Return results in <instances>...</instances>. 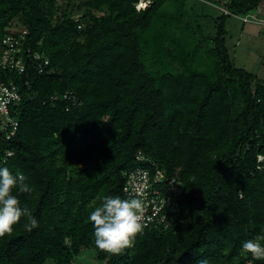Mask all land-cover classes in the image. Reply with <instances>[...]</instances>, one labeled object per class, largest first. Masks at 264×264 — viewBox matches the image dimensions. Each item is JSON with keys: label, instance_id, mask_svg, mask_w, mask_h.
<instances>
[{"label": "trees", "instance_id": "16d2710c", "mask_svg": "<svg viewBox=\"0 0 264 264\" xmlns=\"http://www.w3.org/2000/svg\"><path fill=\"white\" fill-rule=\"evenodd\" d=\"M187 1L0 0V54L7 35L28 31L26 73H7L22 99L0 165L34 186L19 199L38 220L31 233L22 218L0 238V264H80L83 249L96 264L249 261L242 242L264 235V83L234 66L225 22L254 14L260 0ZM28 48L48 60L43 74ZM138 152L182 185L165 211L171 227L102 252L87 215L97 197L123 198V172L143 165Z\"/></svg>", "mask_w": 264, "mask_h": 264}, {"label": "built area", "instance_id": "2783aa9c", "mask_svg": "<svg viewBox=\"0 0 264 264\" xmlns=\"http://www.w3.org/2000/svg\"><path fill=\"white\" fill-rule=\"evenodd\" d=\"M146 2L149 3V1ZM140 5L141 2L135 5L137 11H141L139 9ZM261 6H264V0H260L258 7ZM220 10L224 15H229L227 11ZM233 17L238 18L243 24L260 23L254 14ZM77 20L78 17H74V21L77 22ZM77 28L80 30L81 25H78ZM27 35L28 31L26 29L19 28L15 34L7 35L2 42L4 47L0 54V140L4 142L9 141L16 134L18 121L13 110L20 104L22 99L19 87L7 76V73L15 72L18 75L26 73L25 61L21 53ZM26 53L28 55L31 53L29 48ZM31 54L35 64L34 67L38 73L43 74L49 66L48 60L41 54ZM52 99L56 101L58 97L54 96ZM62 99L72 103L76 102L75 95L68 92L63 95ZM9 153L11 152L7 151L5 153L3 163L12 156V153L11 155ZM258 158L262 159V157ZM136 162L143 165L123 172L125 181L123 198L140 197L143 199L145 206L142 220L144 224L143 231L168 230L171 227V222L165 211L171 198L182 193V185L174 178H167L164 170L156 167L141 152L136 154ZM245 264H249V261Z\"/></svg>", "mask_w": 264, "mask_h": 264}, {"label": "clouds", "instance_id": "9594fccd", "mask_svg": "<svg viewBox=\"0 0 264 264\" xmlns=\"http://www.w3.org/2000/svg\"><path fill=\"white\" fill-rule=\"evenodd\" d=\"M11 155V153H9ZM35 188L20 172H12L0 165V238L10 235L14 226L25 222L23 229L31 233L38 227V220L28 207H22L20 194L31 195ZM99 201L87 215L91 225L95 248L109 254H119L134 245L144 229V201L140 197L121 198L118 195L97 197ZM241 254L250 257L249 264L264 261V235L247 239L241 244ZM199 264H208L203 259Z\"/></svg>", "mask_w": 264, "mask_h": 264}, {"label": "crops", "instance_id": "0c3cea01", "mask_svg": "<svg viewBox=\"0 0 264 264\" xmlns=\"http://www.w3.org/2000/svg\"><path fill=\"white\" fill-rule=\"evenodd\" d=\"M254 15L260 23L243 24L238 18L232 16L237 19L240 27L236 28L237 37L231 46V50L228 49L227 43L226 47L236 68L252 76L257 75V73L264 76V6L258 7ZM227 25L231 29H233V26H237L235 22ZM253 70L258 72L253 73ZM262 80L260 81L264 83V80Z\"/></svg>", "mask_w": 264, "mask_h": 264}, {"label": "rangeland", "instance_id": "374dc122", "mask_svg": "<svg viewBox=\"0 0 264 264\" xmlns=\"http://www.w3.org/2000/svg\"><path fill=\"white\" fill-rule=\"evenodd\" d=\"M59 3H61V2H59ZM187 3L191 5L193 3V1L192 0H188ZM77 7H80V9H78ZM198 10L207 12L211 16H218V15H220V13L224 14L220 9H216L214 7H209V6H203V5H199L198 6ZM73 12H74V14H77L76 17L84 15L85 10H84V8L81 7L80 1H76L74 3ZM233 22H235L237 24V26L236 25L233 26L234 30L231 29L230 27L228 28V25H227V24H229V23L231 24ZM225 24H226V31H227L226 43H227L228 49L231 50V46L235 42V38L237 37L236 28L237 27L239 28L240 24L238 23L237 19H234L233 17L227 18ZM12 26L15 27V28L19 27V21L18 20H14L13 23H12ZM206 27H207L206 34H211L212 30H211V25H210L209 22H206ZM16 29H18V28H16ZM255 72H258V71L253 70V73H255ZM254 76L257 77L260 80L261 79L264 80V76L260 75L259 73H257V75H254ZM262 159L258 158V161H262ZM76 262L80 263V264H96L95 252H93L91 249H86V250L83 249L81 251V253L79 254V256L76 257Z\"/></svg>", "mask_w": 264, "mask_h": 264}, {"label": "bare ground", "instance_id": "6f19581e", "mask_svg": "<svg viewBox=\"0 0 264 264\" xmlns=\"http://www.w3.org/2000/svg\"><path fill=\"white\" fill-rule=\"evenodd\" d=\"M148 5H149V3H147V2H145V3L141 2V5L139 6V9L141 11L146 10Z\"/></svg>", "mask_w": 264, "mask_h": 264}]
</instances>
